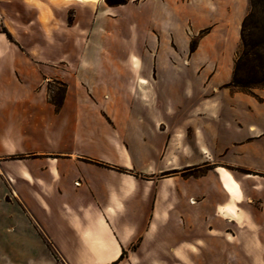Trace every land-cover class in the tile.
Wrapping results in <instances>:
<instances>
[{
    "label": "crops",
    "instance_id": "0c3cea01",
    "mask_svg": "<svg viewBox=\"0 0 264 264\" xmlns=\"http://www.w3.org/2000/svg\"><path fill=\"white\" fill-rule=\"evenodd\" d=\"M142 5L147 60L86 48ZM182 8L0 0V264H264V102L179 44Z\"/></svg>",
    "mask_w": 264,
    "mask_h": 264
},
{
    "label": "rangeland",
    "instance_id": "374dc122",
    "mask_svg": "<svg viewBox=\"0 0 264 264\" xmlns=\"http://www.w3.org/2000/svg\"><path fill=\"white\" fill-rule=\"evenodd\" d=\"M180 1L183 6V22L182 40L179 44H186L187 49L192 44L195 50H200V54L206 60L214 64H220L232 72L233 62L240 51L239 31L242 19L249 10V0H228L229 19L226 18L227 10L222 8L220 0H213V19L208 16L206 21L201 25H195V17L202 4V0H191L188 6L184 4V0ZM209 2L210 0H207V6H210ZM259 2L260 5H264V0H259ZM146 12L145 5H142L139 10L137 8L127 9L118 16L119 23L112 27L106 35H98L96 38L90 36L86 48H93V44L97 43V47L100 49H111L114 53L116 52L118 62L126 63L130 55H133L134 59L138 61L147 60L145 50L152 48L155 43L154 36L152 35L154 27L150 24L149 29L151 33L148 36L146 31L142 29V26L134 19L136 16L143 15ZM185 14H189L188 20ZM256 18L261 19L262 16L259 14ZM144 28H146L145 25ZM207 28L208 31L206 33H201ZM3 30L6 29L0 28L1 32ZM190 58V53H186L181 56L178 63L181 65L194 64V60ZM47 90L49 98L56 101L60 100L63 90L60 82L49 83ZM254 93L264 102V90H255ZM244 96L255 102H259L254 97L245 94ZM191 173L193 172H186V174Z\"/></svg>",
    "mask_w": 264,
    "mask_h": 264
},
{
    "label": "trees",
    "instance_id": "16d2710c",
    "mask_svg": "<svg viewBox=\"0 0 264 264\" xmlns=\"http://www.w3.org/2000/svg\"><path fill=\"white\" fill-rule=\"evenodd\" d=\"M109 7L124 5L128 0H104ZM261 19H257V15ZM208 28L201 33H206ZM3 33L10 39L6 30ZM240 51L237 54L232 68L230 81L225 88L249 95L262 102L255 90H264V5H260L259 0H249V10L242 19L239 31ZM195 48L191 44L189 52L193 53ZM62 96L59 101L49 98L58 110L65 95L66 86L61 84ZM165 173L164 175H168Z\"/></svg>",
    "mask_w": 264,
    "mask_h": 264
},
{
    "label": "bare ground",
    "instance_id": "6f19581e",
    "mask_svg": "<svg viewBox=\"0 0 264 264\" xmlns=\"http://www.w3.org/2000/svg\"><path fill=\"white\" fill-rule=\"evenodd\" d=\"M83 1H87V0H83ZM140 84H145V82L144 81H140Z\"/></svg>",
    "mask_w": 264,
    "mask_h": 264
}]
</instances>
